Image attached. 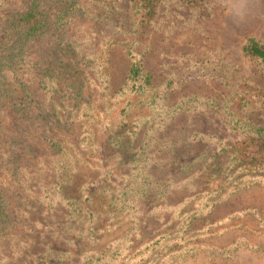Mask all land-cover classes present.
Listing matches in <instances>:
<instances>
[{
    "label": "trees",
    "instance_id": "1",
    "mask_svg": "<svg viewBox=\"0 0 264 264\" xmlns=\"http://www.w3.org/2000/svg\"><path fill=\"white\" fill-rule=\"evenodd\" d=\"M162 1L0 0V234L20 223L18 208H41L33 232L48 252H38V264L78 253L76 245L108 225L101 216L109 210H132L135 237L144 240L145 229L163 220L157 208L169 206L163 212L180 209L182 221L171 230L174 245L160 252L164 262L200 250L223 257L190 230L241 192L264 188L258 91L236 82L226 95L172 102L174 77L156 85L146 69L143 39ZM115 48L129 61L116 90L109 73ZM243 54L264 66V42L248 38ZM136 105L143 114L132 117ZM81 164L99 176L69 194ZM177 192L187 196L175 204L169 198ZM145 242L155 245L153 236Z\"/></svg>",
    "mask_w": 264,
    "mask_h": 264
},
{
    "label": "rangeland",
    "instance_id": "2",
    "mask_svg": "<svg viewBox=\"0 0 264 264\" xmlns=\"http://www.w3.org/2000/svg\"><path fill=\"white\" fill-rule=\"evenodd\" d=\"M162 2L161 13L155 24L149 27L143 43L147 49L146 69L153 75L155 84H161L171 77L177 82L169 101L190 94L204 97L226 95L230 91L228 85L238 82L242 86L246 84L245 87L251 92L258 91V94L254 92L259 95L257 108L264 111V66L248 60L243 54V46L248 38L264 42V0ZM128 68L129 61L123 51L120 48L111 50L109 73L115 90L124 84ZM126 102L125 97L119 102L120 108L116 111L119 117H122L121 110L126 107ZM143 108L141 105L134 106L131 109L132 117L143 114ZM98 176L95 169L81 164L75 184L68 190L69 194H77L79 186ZM179 177L183 178V175ZM186 196L185 193L177 192L169 201L177 204ZM33 207L18 208L21 216L17 215L16 218L20 223L8 228L5 235L0 234V264H38V252L47 254V246L38 245L37 234L33 232L34 221L43 219L40 215L42 209L36 211ZM144 208L150 211L153 205L146 203ZM167 210L172 209L170 206L165 210L157 208L155 216L163 220L154 224L157 229H145L144 240L135 237L140 233L138 226H134L132 210L106 211L101 217L108 220V225L102 226L94 239L90 237L89 241L76 243L73 249L77 247L79 252L64 255L58 263L264 264V188L241 192L190 230L193 235L200 236L199 242L205 246L226 251L227 255L223 257L200 250L183 260L175 256L164 262L160 252L164 246L174 245L172 240L177 238L171 237V230L175 231L182 221L180 209L172 211L173 214L163 212ZM58 217L62 216L58 214ZM79 227L86 230L88 222ZM208 228L211 231L205 234ZM75 234H79V231ZM150 236L154 237L155 245L146 244ZM42 238L52 241L47 236ZM238 242L242 244L237 247ZM55 244L57 249L67 252L66 245ZM229 250L232 251L230 258ZM24 254H29L31 259H27ZM54 256L59 257L60 254ZM39 264L44 262L40 261Z\"/></svg>",
    "mask_w": 264,
    "mask_h": 264
}]
</instances>
